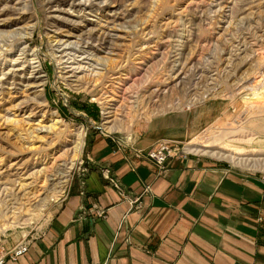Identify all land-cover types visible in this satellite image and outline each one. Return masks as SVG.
Instances as JSON below:
<instances>
[{
    "label": "rangeland",
    "instance_id": "1",
    "mask_svg": "<svg viewBox=\"0 0 264 264\" xmlns=\"http://www.w3.org/2000/svg\"><path fill=\"white\" fill-rule=\"evenodd\" d=\"M162 120L175 157L264 180V0H0V256L41 233L92 139Z\"/></svg>",
    "mask_w": 264,
    "mask_h": 264
},
{
    "label": "crops",
    "instance_id": "2",
    "mask_svg": "<svg viewBox=\"0 0 264 264\" xmlns=\"http://www.w3.org/2000/svg\"><path fill=\"white\" fill-rule=\"evenodd\" d=\"M162 122L123 146L92 139L86 173L41 233L20 243L26 253L6 264H264V180L196 157L171 158L159 172L138 153L166 140ZM105 169L140 208L111 187Z\"/></svg>",
    "mask_w": 264,
    "mask_h": 264
},
{
    "label": "built area",
    "instance_id": "3",
    "mask_svg": "<svg viewBox=\"0 0 264 264\" xmlns=\"http://www.w3.org/2000/svg\"><path fill=\"white\" fill-rule=\"evenodd\" d=\"M177 150L171 143L166 141L159 142L150 149L146 150L142 154H138L139 158L144 159L152 163L159 172H164L166 168V162L174 158ZM103 175L113 189H115L122 198H126L131 207L140 208V202L138 198H128L125 191L121 188L120 184L114 179L109 170H103ZM143 193H150L149 186H146ZM97 218H103L104 212L96 211ZM27 251L26 246H18L13 250L9 251L6 255L0 256V264H6L7 260L15 261L18 257L25 254Z\"/></svg>",
    "mask_w": 264,
    "mask_h": 264
},
{
    "label": "bare ground",
    "instance_id": "4",
    "mask_svg": "<svg viewBox=\"0 0 264 264\" xmlns=\"http://www.w3.org/2000/svg\"><path fill=\"white\" fill-rule=\"evenodd\" d=\"M40 66V65H39ZM34 70L38 67V66H36V67H34V66H31ZM261 99H263V98H261ZM262 102H263V100H262ZM75 135V134H74ZM79 135V134H78ZM76 137V136H75ZM80 137V136H79ZM78 138V137H77ZM81 138V137H80ZM80 141V140H79ZM79 145H82V143H81V141H80V143H79ZM222 157H223V155H222ZM225 159H227V160H229V162L230 161H234V157H232V156H225L224 157ZM236 158V157H235ZM245 160V159H244ZM239 162H240V160H239ZM244 162V161H243ZM244 165V164H243ZM6 208V207H5Z\"/></svg>",
    "mask_w": 264,
    "mask_h": 264
}]
</instances>
